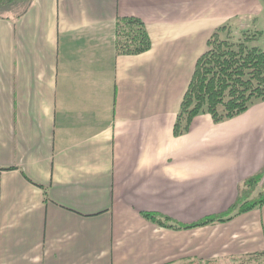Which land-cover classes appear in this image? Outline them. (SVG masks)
<instances>
[{"label":"crops","instance_id":"1","mask_svg":"<svg viewBox=\"0 0 264 264\" xmlns=\"http://www.w3.org/2000/svg\"><path fill=\"white\" fill-rule=\"evenodd\" d=\"M238 1L249 0H32L0 17V264L264 253V204L187 229L141 215L221 214L264 169V101L219 123L199 114L173 134L210 34L226 24L264 33V2L234 12ZM128 15L145 22L151 48L117 55L115 19Z\"/></svg>","mask_w":264,"mask_h":264},{"label":"trees","instance_id":"2","mask_svg":"<svg viewBox=\"0 0 264 264\" xmlns=\"http://www.w3.org/2000/svg\"><path fill=\"white\" fill-rule=\"evenodd\" d=\"M264 2V0H262ZM32 0H0V13L14 20L31 5ZM3 11V12H2ZM1 16V15H0ZM231 33L229 24L216 28L206 41V50L197 58L184 92L173 125L174 136L189 129L192 119L202 113L219 123L245 112L257 101H264V50L243 43L234 45L222 32ZM114 48L117 55H136L151 48L145 22L136 16H117L114 24ZM260 184L263 189L257 199L242 200L249 189ZM264 204V169L251 175L242 184L238 201L221 214L209 215L186 224L174 221L156 212H141L150 222L173 229L201 227L229 220L234 215L247 212ZM261 256V257H260ZM264 263V253L243 257H230L201 264H256Z\"/></svg>","mask_w":264,"mask_h":264},{"label":"rangeland","instance_id":"3","mask_svg":"<svg viewBox=\"0 0 264 264\" xmlns=\"http://www.w3.org/2000/svg\"><path fill=\"white\" fill-rule=\"evenodd\" d=\"M261 3L260 0H249L248 2L247 1H241L239 3V1L237 3L234 4L233 6V11H237V10H241L243 9L246 13L247 11L249 12H252L254 11L256 8H257V5ZM3 12V11H2ZM15 12H5V13H0V17H3V15H14ZM248 15H242L240 14L238 16V18L242 20H247ZM239 23V22H238ZM244 27L242 26L239 29V27H237L235 29V33L232 32L231 30V33H226L225 32H222L221 34V38H228L234 45L238 44V43H243L245 45H247L248 47H251V46H255V47H258L262 50H264V33H261V32H256V31H252V30H244L243 29ZM255 187H258L257 185ZM253 187V188H255ZM253 188H246V189H249L248 191L252 190ZM260 188H257L256 191H258ZM247 191V192H248ZM259 191H263V189H260ZM246 190H245V193L247 194ZM247 198V195H244L242 196V200H245ZM261 257V256H260ZM256 264H264V263H260V262H256Z\"/></svg>","mask_w":264,"mask_h":264}]
</instances>
